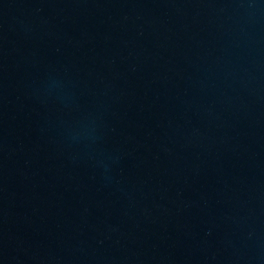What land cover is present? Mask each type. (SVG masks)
I'll return each mask as SVG.
<instances>
[{
    "label": "water",
    "instance_id": "obj_1",
    "mask_svg": "<svg viewBox=\"0 0 264 264\" xmlns=\"http://www.w3.org/2000/svg\"><path fill=\"white\" fill-rule=\"evenodd\" d=\"M0 264H264V0H0Z\"/></svg>",
    "mask_w": 264,
    "mask_h": 264
}]
</instances>
